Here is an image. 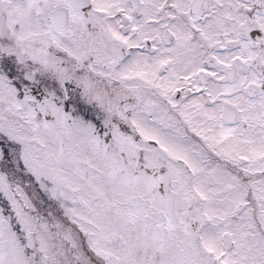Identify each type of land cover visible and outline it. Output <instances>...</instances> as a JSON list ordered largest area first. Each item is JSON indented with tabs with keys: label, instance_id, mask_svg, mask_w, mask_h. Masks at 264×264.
Here are the masks:
<instances>
[{
	"label": "snow or ice",
	"instance_id": "1",
	"mask_svg": "<svg viewBox=\"0 0 264 264\" xmlns=\"http://www.w3.org/2000/svg\"><path fill=\"white\" fill-rule=\"evenodd\" d=\"M0 264H264V0H0Z\"/></svg>",
	"mask_w": 264,
	"mask_h": 264
}]
</instances>
